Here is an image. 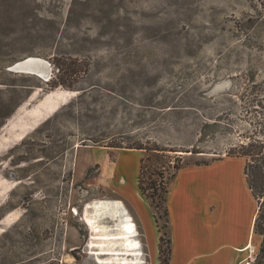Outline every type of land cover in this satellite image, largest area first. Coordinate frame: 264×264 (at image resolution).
<instances>
[{
	"label": "rangeland",
	"instance_id": "1",
	"mask_svg": "<svg viewBox=\"0 0 264 264\" xmlns=\"http://www.w3.org/2000/svg\"><path fill=\"white\" fill-rule=\"evenodd\" d=\"M248 3L0 0V235L11 230L0 249L13 246L12 262L35 254L59 264H150L136 213L149 226L151 212L163 228L167 218L138 190L141 156L156 171L158 192L177 163L239 157L245 166L249 157L241 155L261 137L251 84L264 80V52L249 48L245 34H234ZM241 25L247 33V22ZM28 56L58 58L61 68L79 70L59 79L72 87L53 86L58 79L50 61L46 80L10 70ZM225 168L235 172L231 163L186 168L179 186L169 181V208H178L190 187L198 205L187 201L186 208L215 200L208 178ZM226 179L229 188L220 198L238 193ZM115 199L124 203L138 233V255H104L102 246H89L102 240L85 212L103 206L96 201ZM201 207L217 209L214 202ZM105 214L110 224L119 219L115 211ZM260 240L256 235L249 262Z\"/></svg>",
	"mask_w": 264,
	"mask_h": 264
},
{
	"label": "crops",
	"instance_id": "2",
	"mask_svg": "<svg viewBox=\"0 0 264 264\" xmlns=\"http://www.w3.org/2000/svg\"><path fill=\"white\" fill-rule=\"evenodd\" d=\"M120 155L121 152L117 156L113 173H115L116 167L120 163ZM225 163H231L235 167V172L232 173L225 168L219 170L217 172L219 175L216 173V177L208 178L211 182L210 185L217 191V198L213 201L209 199L206 203L203 201L201 205L208 206L209 203L214 202L217 209H207L200 205L201 208L195 207L193 204H198L196 198L191 200V195H194L192 193L193 189L190 190L191 187L188 190L187 188L186 190L183 189L187 194L180 199L178 208H169L168 201H166L168 207L166 231L167 236L170 238L169 264H241L253 254L255 237L258 235L254 232L257 204L247 183L244 162L239 157H228L208 164L182 167L173 178V181L178 185V176L186 168L199 171L224 165ZM228 177L233 180L232 185L238 190L237 196L233 195L234 197L230 198L228 195L227 198L222 196L220 198L218 194L225 187L228 186L229 188V184L226 183ZM187 201L192 202L194 208H186L184 205H191ZM136 217L141 225L140 228L147 237L149 262L150 264H159V232L154 216L151 212L152 219H150V223L155 225L156 230L152 225L149 226L147 221L139 217L137 213ZM131 219L134 221L132 215ZM135 233L137 243L133 248L136 253L141 250V243L136 230Z\"/></svg>",
	"mask_w": 264,
	"mask_h": 264
},
{
	"label": "trees",
	"instance_id": "3",
	"mask_svg": "<svg viewBox=\"0 0 264 264\" xmlns=\"http://www.w3.org/2000/svg\"><path fill=\"white\" fill-rule=\"evenodd\" d=\"M249 10L247 17H243L241 20L239 19L238 24H236L234 29V34L236 36L244 35V40L247 42L249 41V48H253V50H258L260 52H264V0H248ZM247 22V33L243 31L241 22ZM251 45V46H250ZM54 60H58L55 58H52V60L49 59L51 64L55 66V73L54 78L56 80L53 82V86H57L59 84L65 85L68 87H72L70 84H67L61 79V75L63 73L67 74L70 73L78 74L79 70H76V68H61L62 65L60 62H55ZM68 71V72H66ZM59 77V78H57ZM251 85L253 88L256 89L255 93V100L253 101L255 105V113L258 115L257 117V123L260 128L261 137H257L254 139V143L251 144V149L248 152H245L244 154H240L241 156L249 157V159L246 160L245 166H244V173L246 175L248 186L256 200L257 204V213L255 217L254 222V232L258 234L261 237L260 245H259V252H262L263 255L259 261L258 264H264V80L258 82H252ZM49 121L46 120L38 126L35 131L39 130L43 125H45ZM128 148H134V149H145L150 150V148H143L142 146H131ZM157 149V148H156ZM195 153L200 152L196 150H191ZM147 158L141 156L140 158V164H139V173L137 176V187L139 192L144 195L146 200L148 201L151 208L154 210L157 209H163V214L168 216V207L166 205L167 201V193H168V184L171 179L175 177L177 172L180 168L183 167V164L177 163L173 165L174 171L170 175V178L168 181L165 182V187H162V191L158 192V188L156 187V182L152 179V176L156 174V171L154 169H151L146 165ZM201 164H208L207 162H197L195 165H201ZM161 173V172H160ZM147 174L148 182L147 185L144 184V177ZM162 177V175H161ZM164 184V183H163ZM156 198L157 203L155 202ZM154 219L157 223V217L155 214H153ZM168 223L167 220L165 222L164 228L162 226H159L157 223V230L159 232V238H158V259L159 264H169V253H170V238L167 236V227ZM164 229V231L162 230ZM11 230L8 229L4 231L0 235L1 238L7 237L10 235ZM165 244V248H164ZM3 247V246H0ZM13 246H6V248L0 249V264H59L58 262H55L54 260H40L35 259V254H29V258H26V260H15L11 261L10 259L15 255V253L12 250ZM20 255L21 253L17 251ZM256 255V257L258 256ZM34 257V258H33Z\"/></svg>",
	"mask_w": 264,
	"mask_h": 264
},
{
	"label": "bare ground",
	"instance_id": "4",
	"mask_svg": "<svg viewBox=\"0 0 264 264\" xmlns=\"http://www.w3.org/2000/svg\"><path fill=\"white\" fill-rule=\"evenodd\" d=\"M11 68L22 70V72L31 71V72L40 74L44 76L45 78L48 77V74H49V71H48L49 66L47 62L45 61V59L37 57V56H28L22 60H19L16 63H14V65ZM96 203H100L103 206L101 207L100 205L101 208H98V209L93 208V211L87 209V211L85 212V218L90 224L92 230H94L95 234H97L96 238L102 241L98 243L93 240H90L89 242L90 248L92 250H95V248L97 247L99 248V246H102V248L99 250L101 251L100 254L102 253L104 255L139 254V251L135 253V250L133 248V246H135V243H137L133 239L136 233H135V230L132 229L131 227L132 224L129 221V214H128L127 208L124 206V203L119 199L108 200V201L100 200V201H96ZM91 206L90 208H92ZM108 211L117 212L119 219L117 218L113 220L110 218L111 220H113L112 224L106 222V219H108V216H106L105 212H108ZM126 224H128V226H126ZM103 239L105 240V242L103 241ZM245 263L246 262H244V264Z\"/></svg>",
	"mask_w": 264,
	"mask_h": 264
},
{
	"label": "water",
	"instance_id": "5",
	"mask_svg": "<svg viewBox=\"0 0 264 264\" xmlns=\"http://www.w3.org/2000/svg\"><path fill=\"white\" fill-rule=\"evenodd\" d=\"M43 59H44V58H43ZM45 61L47 62L48 66H49V68H48V71H49L48 77L45 78L44 76H42V75H40V74H37V73H34V72H31V71H26V72H27L28 74L37 75V76L40 77L41 79H45V80L48 79V78L50 77V74H51V68H50V62H49L48 60H46V59H45ZM10 70L15 71V72H17V71H22V70H18V69H15V68H10ZM262 255H263V253H262V252H259V254H258V256L255 258L253 264H258L259 261H260V259H261V257H262Z\"/></svg>",
	"mask_w": 264,
	"mask_h": 264
},
{
	"label": "built area",
	"instance_id": "6",
	"mask_svg": "<svg viewBox=\"0 0 264 264\" xmlns=\"http://www.w3.org/2000/svg\"><path fill=\"white\" fill-rule=\"evenodd\" d=\"M252 260L249 262L248 260H246V263L245 264H252ZM242 264V263H241ZM244 264V263H243Z\"/></svg>",
	"mask_w": 264,
	"mask_h": 264
}]
</instances>
